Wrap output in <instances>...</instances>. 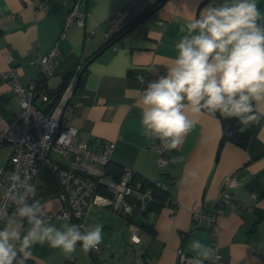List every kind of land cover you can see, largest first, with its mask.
<instances>
[{"label": "crops", "instance_id": "crops-1", "mask_svg": "<svg viewBox=\"0 0 264 264\" xmlns=\"http://www.w3.org/2000/svg\"><path fill=\"white\" fill-rule=\"evenodd\" d=\"M209 2L84 0V25L66 29L65 38L58 41L72 0H0V132L7 129L20 108L10 84L2 78L8 69L4 54L11 55L21 82L28 85L40 76L39 67L30 62L58 42L59 54L46 86L49 93L55 94L65 78L86 67L75 81L66 125L77 130L76 142H85L93 149L106 142L114 144L104 187L113 189L124 170L132 171L138 183H170L158 212L144 214L149 190L133 193L138 206L132 215L94 206L84 229L102 225L103 240L97 255L83 251L78 243L74 257L68 260L61 250L45 243L34 246L28 261L178 264L177 251L193 256L188 246L193 239H199L214 248L220 256L219 264H264V119L250 126L251 136L245 149L231 143L220 148L221 123L205 114L177 149L165 152L163 167H158L157 162L159 140L142 134L138 104L141 78L147 75L157 79L165 74L177 54L179 27L198 16ZM258 2L264 11V0ZM118 10L125 11L127 16L122 23L111 25L108 19ZM90 31L94 34L89 35ZM114 35H118L116 40L105 46ZM258 110L264 111V105ZM10 154L8 145L0 146V166L7 165ZM51 159L66 164L58 155H51ZM44 166H40L38 193L48 210H57L63 206L61 191ZM194 170L199 173L195 181L189 177ZM230 175L238 183L232 191L236 206L225 209L218 217L219 232L213 236L207 226L195 227L191 215L194 211H214L219 192ZM1 194L0 189V198ZM9 216L20 221L15 213ZM65 222L74 224L64 220L51 223L59 227ZM23 224L28 227L26 221ZM133 224L139 227L138 244L130 241ZM4 226L3 221L0 228Z\"/></svg>", "mask_w": 264, "mask_h": 264}, {"label": "clouds", "instance_id": "clouds-1", "mask_svg": "<svg viewBox=\"0 0 264 264\" xmlns=\"http://www.w3.org/2000/svg\"><path fill=\"white\" fill-rule=\"evenodd\" d=\"M179 33L177 54L165 74L147 82L139 96L142 134L171 152L205 114L235 118L241 131L264 119V111L258 110L264 105V11L258 0H210L198 16L181 24ZM189 177L195 181L199 173L194 170ZM7 179V199L20 221L8 215L7 206L0 211L5 222L0 228V264H26L37 244L46 243L72 259L78 243L85 252L102 243V225L82 230L77 224H52L44 205L30 202L36 190L30 176L12 172ZM188 248L194 253L191 264H215L218 258L199 239Z\"/></svg>", "mask_w": 264, "mask_h": 264}, {"label": "built area", "instance_id": "built-area-1", "mask_svg": "<svg viewBox=\"0 0 264 264\" xmlns=\"http://www.w3.org/2000/svg\"><path fill=\"white\" fill-rule=\"evenodd\" d=\"M83 1L76 0L71 4L58 41L65 38L66 29L74 25L79 27L84 25L86 12L81 9ZM126 16L125 11L118 10L112 13L108 21L111 25H118L125 20ZM88 34L93 35L94 32L90 31ZM58 54L57 42L47 53L37 55L36 59L30 62V65L39 67L40 76L34 83L28 85L21 82L17 70L13 66L11 55L4 54L8 69L2 73V78L10 84L20 108L7 129L0 132V146L8 145L11 149L7 165L0 166V189L2 190L0 211L7 206L8 215L15 213L14 206H11L7 199V193L11 190L7 174L12 172L21 178L31 177L30 182L35 185L36 190L30 202L39 200L43 204L37 188L40 166L43 163L53 172L61 191L60 201L63 204L57 210H48L44 206L47 217L50 218V222L55 220L72 221L74 224L81 225L83 230L91 209L97 205L105 206L117 213L132 215L138 206L133 193L140 192L141 184L133 183L134 173L124 170L112 189L111 197L100 193L109 173L114 144L106 142L99 149H93L85 142H76L77 130L66 125L71 109L70 99L81 68L76 69L60 98L52 108H49V91L46 82L53 76ZM142 79L144 81L141 83L143 90L147 82L156 78L145 75ZM36 102L39 103V106L36 105ZM157 152L158 167H163L166 164L165 152L162 151L161 146ZM51 155H58L66 161V164L60 165L53 162ZM169 184V181H159L156 186L168 193ZM237 184L234 175L228 176L219 192L214 211L211 213L194 211L191 215L193 225L197 228L207 226L213 236H217L219 232L218 217L224 213L225 209L236 206L232 201V191L237 187ZM148 196L149 193L146 194V197ZM140 202L141 208H144L145 203L142 200ZM3 221L0 220V227ZM138 234L139 227L133 224L130 234L132 243L140 242ZM100 250L101 248L98 246L91 252L93 255H97ZM177 256L178 264H191L192 256L186 255L181 250L177 251ZM217 257L215 264H219L220 256L217 255ZM26 264L33 263L27 260Z\"/></svg>", "mask_w": 264, "mask_h": 264}, {"label": "trees", "instance_id": "trees-1", "mask_svg": "<svg viewBox=\"0 0 264 264\" xmlns=\"http://www.w3.org/2000/svg\"><path fill=\"white\" fill-rule=\"evenodd\" d=\"M76 0H72V3ZM71 3V4H72ZM118 35H114L110 37V39L107 41L105 46L111 45ZM72 78V75H69L67 78H65L62 82V85L60 86L59 90L55 94L49 93V108H52L57 100L60 98L64 90L66 89L67 85L69 84L70 80ZM222 127V136L220 140V148L225 144V143H231L239 148L245 149L248 145V142L250 140V126L244 130L241 131V125L239 121L235 118L231 119H224L223 117H220L217 114L216 117ZM110 173V172H109ZM109 173L107 177L109 176ZM121 175L119 176L120 179ZM118 179V181H119ZM133 183L138 182V178L134 175L132 179ZM141 192H146L149 190L150 192V200L146 203L145 205V211L144 214H147L149 212H158L162 207H163V202L165 199V196L167 195L166 192L162 191L159 189L155 184H146L145 182H141ZM103 189V190H102ZM100 193L106 196L111 197L112 196V189L108 187H101Z\"/></svg>", "mask_w": 264, "mask_h": 264}, {"label": "water", "instance_id": "water-1", "mask_svg": "<svg viewBox=\"0 0 264 264\" xmlns=\"http://www.w3.org/2000/svg\"><path fill=\"white\" fill-rule=\"evenodd\" d=\"M85 68H86V67H84V68L81 70V72H80V74H79V76H78V79H80V77H81L83 71L85 70ZM44 167H45V169L47 170V172H48L51 176H54L52 170H51L47 165H45ZM144 201L147 202V201H148V198H145Z\"/></svg>", "mask_w": 264, "mask_h": 264}]
</instances>
